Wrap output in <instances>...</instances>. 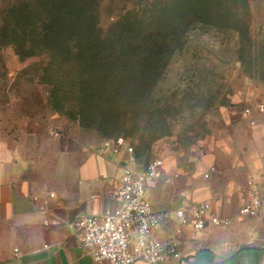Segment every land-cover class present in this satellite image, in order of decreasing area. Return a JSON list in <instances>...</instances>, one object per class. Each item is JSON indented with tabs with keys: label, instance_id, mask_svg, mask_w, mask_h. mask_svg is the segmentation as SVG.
<instances>
[{
	"label": "rangeland",
	"instance_id": "1",
	"mask_svg": "<svg viewBox=\"0 0 264 264\" xmlns=\"http://www.w3.org/2000/svg\"><path fill=\"white\" fill-rule=\"evenodd\" d=\"M169 1L100 0L97 13L110 43L127 48L152 30L159 22L157 9ZM181 2L177 23L184 20ZM50 4L60 15V0H0V132L5 136L18 141L67 131L102 141L124 136L141 165L163 158L193 179L209 144L232 133L231 119L240 120L253 99L264 95V0H249L239 29L203 21L191 25L143 103L142 94L129 90L134 76L108 77L104 71L128 62H84L83 49L76 62H59L58 42L47 45L41 36ZM226 10L217 14L232 16ZM117 22L126 26L119 29ZM86 64L96 69L91 93L81 91L79 83Z\"/></svg>",
	"mask_w": 264,
	"mask_h": 264
},
{
	"label": "crops",
	"instance_id": "2",
	"mask_svg": "<svg viewBox=\"0 0 264 264\" xmlns=\"http://www.w3.org/2000/svg\"><path fill=\"white\" fill-rule=\"evenodd\" d=\"M252 119L253 125L244 114L231 119L232 133L209 144L197 177L166 162L168 173L181 177L150 188L154 209L163 215V236L173 228L174 211L191 199L210 200L221 216L233 219L226 228H187L179 238L181 259L168 264L264 261V217L238 214L251 197L249 179L264 195V113ZM103 141L72 131L18 141L0 132V264H95L81 244L76 219L116 208L123 167H144L125 151H101Z\"/></svg>",
	"mask_w": 264,
	"mask_h": 264
},
{
	"label": "built area",
	"instance_id": "3",
	"mask_svg": "<svg viewBox=\"0 0 264 264\" xmlns=\"http://www.w3.org/2000/svg\"><path fill=\"white\" fill-rule=\"evenodd\" d=\"M256 112L264 113V95L243 111L251 118L252 125L255 124L252 116ZM101 151L111 154L125 151L133 155L134 147L124 136H116L105 139ZM180 177L178 172L168 173L163 158H156L142 168L123 167L115 192L117 207L81 216L75 221L81 244L95 264H134L137 261L168 264L181 259L179 238L187 228L201 231L209 226L226 228L233 224L232 218L217 212L212 201L191 199L174 211L171 232L167 236L161 235L163 215L154 209L149 190L160 180L168 185ZM248 186L252 188L251 197L239 207L238 214L264 217V195L254 178L248 180Z\"/></svg>",
	"mask_w": 264,
	"mask_h": 264
},
{
	"label": "trees",
	"instance_id": "4",
	"mask_svg": "<svg viewBox=\"0 0 264 264\" xmlns=\"http://www.w3.org/2000/svg\"><path fill=\"white\" fill-rule=\"evenodd\" d=\"M60 1V15L54 14L55 5H49L48 16L41 33L47 45L51 41L58 42L56 51H60L59 62H76L78 49L85 51L84 62H128L104 71L108 77L110 75L114 77L121 72L134 76V84L130 85L129 90L133 92L134 89L139 92L138 95L142 94V103L149 101L151 92L167 69L174 52L182 44L183 37L191 25L203 21L211 26L239 29L246 17L245 14L249 11V0H182L185 7L181 21L184 20L177 23L175 20L178 19L174 17L175 13L179 12L177 5L182 2L171 0L157 9L159 22L151 26L152 30L126 48L111 44L106 36L97 13L100 0ZM222 9H227L232 16L220 17L217 11ZM116 24L120 26L119 29L126 26L122 22ZM46 47L50 49V46ZM156 49L160 53L153 55ZM86 68L82 69L79 83L84 85L81 91L91 93L92 87L97 85L90 79L93 73H96V69L92 64H86Z\"/></svg>",
	"mask_w": 264,
	"mask_h": 264
}]
</instances>
